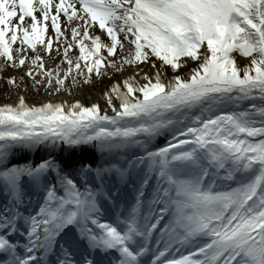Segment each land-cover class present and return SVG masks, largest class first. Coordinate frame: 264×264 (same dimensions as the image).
Wrapping results in <instances>:
<instances>
[{
  "label": "snow or ice",
  "instance_id": "1",
  "mask_svg": "<svg viewBox=\"0 0 264 264\" xmlns=\"http://www.w3.org/2000/svg\"><path fill=\"white\" fill-rule=\"evenodd\" d=\"M0 80V264H264V0H0Z\"/></svg>",
  "mask_w": 264,
  "mask_h": 264
},
{
  "label": "bare ground",
  "instance_id": "2",
  "mask_svg": "<svg viewBox=\"0 0 264 264\" xmlns=\"http://www.w3.org/2000/svg\"><path fill=\"white\" fill-rule=\"evenodd\" d=\"M237 60L239 63L243 64L245 61H243L239 56H237ZM11 70H9L8 73H5V75L10 74ZM109 82L107 80L104 81V83H97L95 86L91 85H85L83 88L77 90V94L75 95V99H79L82 103L85 105H90L91 103L95 102L102 90L105 88V86ZM16 93L14 91H9L6 86L4 85V82L0 80V105L5 103H14L16 101ZM60 100V99H69L71 100L72 97L67 96H47L43 89H41L39 92H35L29 88V91L26 95V100L30 104H39L40 102H44L46 100ZM90 152H84L81 153L80 151H77L75 154L76 160H87L90 159Z\"/></svg>",
  "mask_w": 264,
  "mask_h": 264
}]
</instances>
